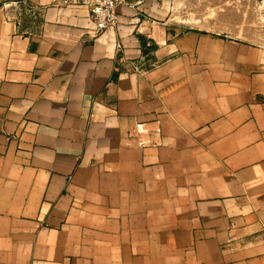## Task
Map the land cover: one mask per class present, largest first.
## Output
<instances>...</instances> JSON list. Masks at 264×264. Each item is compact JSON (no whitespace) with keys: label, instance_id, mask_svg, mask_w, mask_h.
<instances>
[{"label":"crops","instance_id":"obj_1","mask_svg":"<svg viewBox=\"0 0 264 264\" xmlns=\"http://www.w3.org/2000/svg\"><path fill=\"white\" fill-rule=\"evenodd\" d=\"M224 2L120 0L96 34L0 0V264H264V29Z\"/></svg>","mask_w":264,"mask_h":264},{"label":"built area","instance_id":"obj_2","mask_svg":"<svg viewBox=\"0 0 264 264\" xmlns=\"http://www.w3.org/2000/svg\"><path fill=\"white\" fill-rule=\"evenodd\" d=\"M62 2L66 5L85 7L96 34L111 31L118 25L117 7L120 0H62Z\"/></svg>","mask_w":264,"mask_h":264},{"label":"rangeland","instance_id":"obj_3","mask_svg":"<svg viewBox=\"0 0 264 264\" xmlns=\"http://www.w3.org/2000/svg\"><path fill=\"white\" fill-rule=\"evenodd\" d=\"M209 8V7H208ZM213 10L216 9H224L226 14L229 17V20L227 18V21H225L226 24H229L230 26L235 25H243L246 29H253V28H260L264 29V22H260L258 20V13H256L257 7H255L250 0H244V3L241 2V0H225L224 4L222 6H212ZM197 9H204V6H197ZM244 14V23H237L236 17L240 16V14ZM257 25V26H255Z\"/></svg>","mask_w":264,"mask_h":264}]
</instances>
